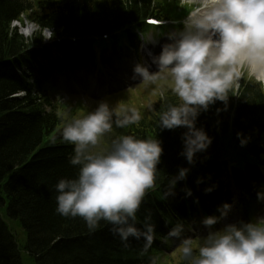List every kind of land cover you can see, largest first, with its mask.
<instances>
[{
	"label": "trees",
	"instance_id": "trees-1",
	"mask_svg": "<svg viewBox=\"0 0 264 264\" xmlns=\"http://www.w3.org/2000/svg\"><path fill=\"white\" fill-rule=\"evenodd\" d=\"M167 6L166 0L156 3L153 0H0V205L3 204L0 212L5 215V219L0 217V264H149V258L156 255L154 244L163 236L164 225L174 224L168 217L170 212L185 218L186 209H197L199 205L206 215H212L219 204L231 201L221 181L226 162L230 161L235 167L240 186L247 194L250 188L240 177V165L246 164L256 183L261 181L258 173L251 172L250 162L238 155L248 159L253 154L257 163L264 166V88L245 77L229 93L227 111L218 116L216 109L224 105L217 102L199 116L197 127L205 128L214 140L206 153L197 154L194 166L180 155L181 135L186 129L161 131L158 128L159 112L167 104L176 102V97L170 90L165 89L161 96L159 89H155L148 92L146 105L133 102L128 107L118 108L134 107L141 119L114 132L118 137L158 138L163 144L164 152L154 183L156 190L146 193L138 212L141 222L151 213L156 225L149 251H141L143 241L131 240L129 246L124 247L107 226L91 233L81 218H66L55 212V184L60 178H74L78 172V166L69 163L72 148L61 135L66 123L75 117H66L67 111L59 105L47 111L44 106L50 104L47 95L34 96L31 88L16 78L15 69L31 65L37 56L38 52L31 46L42 44L44 39L40 31L30 38L25 37L13 23L23 24L27 18L41 31L44 26L51 27L55 33L53 38L78 35L77 47H71L70 43L61 47L65 53L71 47L66 56L69 61H75L89 50L90 34L114 32L153 13L166 17ZM40 53L51 57L49 49ZM21 90L26 91V97L15 98L13 95ZM241 131L251 136L246 147H241L237 138ZM180 167H191L190 182L205 178L199 189L212 184L218 187L209 194L194 190L195 198L185 207L187 200L181 191V181L177 195L166 200L164 191L168 178L177 174ZM197 198L199 203L195 202ZM246 204L245 199L240 200L242 209L246 210ZM164 220L166 223L162 222ZM10 222L23 228L25 244L22 247L16 234L11 232ZM177 264H184L181 255Z\"/></svg>",
	"mask_w": 264,
	"mask_h": 264
},
{
	"label": "clouds",
	"instance_id": "clouds-1",
	"mask_svg": "<svg viewBox=\"0 0 264 264\" xmlns=\"http://www.w3.org/2000/svg\"><path fill=\"white\" fill-rule=\"evenodd\" d=\"M187 14L180 27L163 34L139 32L141 48L157 45L162 37L158 55L151 52V65L137 63L134 77L145 85L158 89L166 81L176 102L167 104L158 115L159 130L184 128L181 135L183 150L180 155L194 166L197 154L206 153L214 138L203 127H197L202 113L208 112L217 102L224 107L216 114L227 111L229 93L247 76L264 88V0H181ZM45 41L54 37L51 27L39 26ZM33 31H27L30 38ZM136 108L118 109L107 100L82 117L73 118L62 129L64 142L74 146L69 163L78 166L74 178H60L55 184V212L66 218H81L89 232L107 226L113 237H118L124 247L131 240L143 241L141 251L152 247L156 225L151 213L141 222L138 212L145 195L153 188L164 152L158 138H138L121 135L104 146L103 138L113 126L126 128L140 121ZM220 121H217L219 125ZM241 147H246L251 136L237 133ZM191 167H180L177 174L168 178L164 198L177 195V185L186 181ZM210 179V177H209ZM204 177L196 180L197 185ZM212 184L205 194L216 190ZM184 198L193 196L185 186ZM257 200L264 203V186L257 191ZM196 203H199L197 198ZM234 202H224L216 209L218 215H205L199 221L185 223L179 219L169 228L168 238L178 241L184 264H264V215L215 226L225 221L233 212ZM206 229L199 235L197 227ZM159 257L149 258V264H158Z\"/></svg>",
	"mask_w": 264,
	"mask_h": 264
},
{
	"label": "rangeland",
	"instance_id": "rangeland-1",
	"mask_svg": "<svg viewBox=\"0 0 264 264\" xmlns=\"http://www.w3.org/2000/svg\"><path fill=\"white\" fill-rule=\"evenodd\" d=\"M16 25H18L19 26V24L18 23H16ZM30 25H32L33 26V29L35 28V27H37L34 23H30L29 21H27V20H25V22H24V24L20 27V32H22V33H24L25 34V32L23 31V29H24V27H27V26H30ZM36 31H33V34L35 33ZM26 35V34H25ZM130 60H132V58H128L125 62L127 63L128 61H130ZM79 74H82L83 73V71H79L78 72ZM120 76V73L119 74H117V78H116V82L113 80V78H112V80L110 79V78H107V82H108V80L112 83V85H115V86H117V85H122V83H127L126 82V80H123L121 77H119ZM166 84H167V82L166 81H164ZM117 84V85H116ZM107 85H109V84H107ZM92 92H94V91H92ZM81 98H88L89 100H87L86 101V103H87V105L88 106H97V104H98V102H100L101 100H98V101H96L94 98H89L88 96H80ZM80 99V98H79ZM78 98H75V97H73V98H70V99H68V100H71L72 102L74 101V102H77L78 100H79ZM261 210H259V212L256 214L257 216H261V215H264V213H262L261 211H262V209H263V203L261 204ZM234 217L235 216H231V219H234ZM9 225L13 228V231H14V233L16 234V236L18 237V239H19V241L21 242L20 243V246L22 247L25 243V234H24V231H23V228L20 226V225H18L16 222H10L9 223Z\"/></svg>",
	"mask_w": 264,
	"mask_h": 264
},
{
	"label": "bare ground",
	"instance_id": "bare-ground-1",
	"mask_svg": "<svg viewBox=\"0 0 264 264\" xmlns=\"http://www.w3.org/2000/svg\"><path fill=\"white\" fill-rule=\"evenodd\" d=\"M21 26H22V25H21ZM23 31H24L25 33H26L27 31H33V26L30 25V26L24 27ZM13 96H14V95H13ZM1 205H3V204H1ZM1 205H0V206H1ZM0 217H2V218L5 219V215H2L1 212H0ZM11 232H12L13 234H15L14 231H13V229L11 230Z\"/></svg>",
	"mask_w": 264,
	"mask_h": 264
},
{
	"label": "snow or ice",
	"instance_id": "snow-or-ice-1",
	"mask_svg": "<svg viewBox=\"0 0 264 264\" xmlns=\"http://www.w3.org/2000/svg\"><path fill=\"white\" fill-rule=\"evenodd\" d=\"M153 23H156L155 21H153Z\"/></svg>",
	"mask_w": 264,
	"mask_h": 264
}]
</instances>
